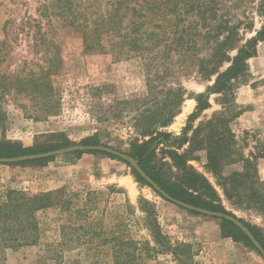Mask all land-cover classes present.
<instances>
[{
  "label": "rangeland",
  "instance_id": "rangeland-1",
  "mask_svg": "<svg viewBox=\"0 0 264 264\" xmlns=\"http://www.w3.org/2000/svg\"><path fill=\"white\" fill-rule=\"evenodd\" d=\"M40 2L0 0V141L25 148L98 143L127 154L135 140H148L139 134L145 122L140 117L169 114L177 97H145L148 68L140 56L116 59L84 52L80 33L39 18ZM260 27L255 18V29ZM247 65V73L225 93L210 95L209 107L189 124L188 137L196 130L199 137L192 145L195 160L188 164L208 180L228 212L264 234L258 204L243 197L234 205L221 186L247 172L242 193H255L261 197L255 202L264 201V40ZM158 66L163 77L153 82L157 92L180 83L186 94L197 95L214 83L215 77L199 81L194 71L179 74L172 53L158 60ZM196 105L194 97L185 95L179 113L159 131L179 136ZM138 118L140 127L135 126ZM207 149L219 159L218 174L207 167ZM228 149L234 153L226 158ZM66 155L42 166L0 165L19 170L0 172V203L8 191L54 198L53 207L35 213V245L5 248L0 239V264H112L101 245L115 241L155 249L143 252L138 264H264L253 250L221 237V220L190 214L163 200L135 181L130 166L92 152L78 159ZM241 159L251 165L243 169ZM152 228L172 247L190 246L188 254L175 259L158 251Z\"/></svg>",
  "mask_w": 264,
  "mask_h": 264
},
{
  "label": "trees",
  "instance_id": "trees-1",
  "mask_svg": "<svg viewBox=\"0 0 264 264\" xmlns=\"http://www.w3.org/2000/svg\"><path fill=\"white\" fill-rule=\"evenodd\" d=\"M37 14L49 25L57 20L80 33L86 53L112 55L116 59L138 55L145 61L148 68L145 73V97H177L176 109L169 114L141 116L140 119L145 122L139 134L142 139L148 140H135L127 155L137 161L142 171L174 200L235 217L222 206L208 180L188 164L190 160H195V157L191 159L194 154L192 145L197 143L199 137L197 130L188 137L191 130L189 124L209 107L207 99L210 95L225 93L232 81L247 73L248 60L256 56L257 46L264 40V0H41ZM255 18L260 19L261 27L258 30L255 29ZM40 33L41 27L38 25L37 34ZM51 46L56 48L54 43ZM171 53L177 56L179 74L189 76L194 71L199 81H210L215 77L213 85L197 95L186 94L180 83L174 89L157 92L153 82L161 74L163 77L158 60ZM185 95L194 97L197 103L194 113L188 118V125L179 136L159 131L167 127L179 113ZM56 114V110L51 112L53 117ZM140 119L135 120L136 127H140ZM186 144L189 147L183 149ZM69 146L25 148L2 140L0 158L39 154ZM92 153L120 161L129 167L126 162L111 155ZM207 153V167L218 174L219 159L211 149H207ZM232 153L228 149L226 158L231 157ZM81 154L71 153L66 157L78 159ZM51 161L53 158L7 166H42ZM241 162L243 169L251 165L248 160L241 159ZM132 174L137 183L147 185L134 170ZM248 177L250 175L244 172L229 178L226 185L225 182L221 185L223 194L234 205L242 203L243 197L252 204H258L264 218V201H254L261 197L241 191ZM53 205L54 198L50 193L27 196L19 191H8L5 200L0 203V239L4 243L3 247L15 249L35 245L38 234L35 213ZM236 219L250 230L264 248V234L242 219ZM9 221L14 224L10 225ZM219 227L222 238H230L260 255L233 224L221 220ZM152 230L158 251L170 253L175 259L188 254L185 250L190 249V246L180 244L172 247L157 228ZM101 246L107 249L112 264H138V257L143 252H155L147 245L145 250L141 249L131 241H115L111 246Z\"/></svg>",
  "mask_w": 264,
  "mask_h": 264
},
{
  "label": "water",
  "instance_id": "water-1",
  "mask_svg": "<svg viewBox=\"0 0 264 264\" xmlns=\"http://www.w3.org/2000/svg\"><path fill=\"white\" fill-rule=\"evenodd\" d=\"M86 152H99L107 155H111L126 162L134 171L135 173L140 176L143 181L150 186L158 195L164 198L166 201L184 209L186 211H190L196 213L197 215H202L205 217L217 219V220H225L233 224L236 228H238L243 235L251 242L260 256L264 259V248L260 245V243L256 240L250 230L243 225L238 219L232 217L227 214H223L220 212L209 211L206 209H201L198 207H194L192 205L185 204L181 201L174 200L168 194H166L156 183H154L139 167L137 161L129 157L127 154L114 150L112 148L102 146V145H74L69 146L62 149L52 150L44 153L33 154V155H25V156H18L12 158H0V165H12V164H19L28 161H36L42 159H49L53 157H57L60 155L71 154V153H86Z\"/></svg>",
  "mask_w": 264,
  "mask_h": 264
},
{
  "label": "crops",
  "instance_id": "crops-1",
  "mask_svg": "<svg viewBox=\"0 0 264 264\" xmlns=\"http://www.w3.org/2000/svg\"><path fill=\"white\" fill-rule=\"evenodd\" d=\"M0 172H15V173H19V170L16 169V170H11V169H6V168H0Z\"/></svg>",
  "mask_w": 264,
  "mask_h": 264
}]
</instances>
